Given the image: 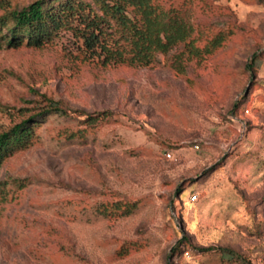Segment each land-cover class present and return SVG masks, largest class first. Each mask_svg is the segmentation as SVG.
Returning a JSON list of instances; mask_svg holds the SVG:
<instances>
[{
    "label": "rangeland",
    "instance_id": "374dc122",
    "mask_svg": "<svg viewBox=\"0 0 264 264\" xmlns=\"http://www.w3.org/2000/svg\"><path fill=\"white\" fill-rule=\"evenodd\" d=\"M159 1L222 46L146 68L92 62L66 33L0 49V132L46 99L78 112L0 168L25 185L0 202V264H264V0Z\"/></svg>",
    "mask_w": 264,
    "mask_h": 264
},
{
    "label": "trees",
    "instance_id": "16d2710c",
    "mask_svg": "<svg viewBox=\"0 0 264 264\" xmlns=\"http://www.w3.org/2000/svg\"><path fill=\"white\" fill-rule=\"evenodd\" d=\"M10 1L0 0V10L5 12L0 15V49L43 48L66 33L73 48L92 62L146 68L153 66L160 55L168 56L182 46L177 59L186 57L189 61L201 56L204 50L213 53L225 40L224 33L219 32L208 46L199 48L193 37L194 22L179 6L164 7L159 0H36L23 8L8 10ZM46 102L0 132V168L14 153L36 142L37 130L49 117L68 118L78 113L64 108L60 102ZM84 117L90 126L98 120L91 114ZM13 183L19 188L25 186L20 179L0 182V202L7 200L8 185ZM116 205L118 211L123 208L120 203ZM125 206L123 216L136 209L134 204ZM238 258L245 264L242 256Z\"/></svg>",
    "mask_w": 264,
    "mask_h": 264
},
{
    "label": "built area",
    "instance_id": "2783aa9c",
    "mask_svg": "<svg viewBox=\"0 0 264 264\" xmlns=\"http://www.w3.org/2000/svg\"><path fill=\"white\" fill-rule=\"evenodd\" d=\"M194 199H196V197H194Z\"/></svg>",
    "mask_w": 264,
    "mask_h": 264
}]
</instances>
